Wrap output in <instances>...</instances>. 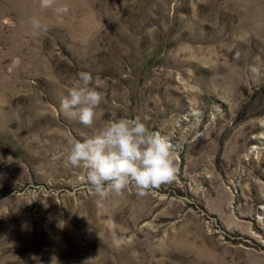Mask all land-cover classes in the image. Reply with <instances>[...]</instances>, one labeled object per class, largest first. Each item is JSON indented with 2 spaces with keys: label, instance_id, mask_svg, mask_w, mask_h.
I'll return each instance as SVG.
<instances>
[{
  "label": "rangeland",
  "instance_id": "rangeland-1",
  "mask_svg": "<svg viewBox=\"0 0 264 264\" xmlns=\"http://www.w3.org/2000/svg\"><path fill=\"white\" fill-rule=\"evenodd\" d=\"M58 5L0 0V264H264V0ZM81 71L90 127L59 108ZM116 118L167 135L176 172L98 205L57 156Z\"/></svg>",
  "mask_w": 264,
  "mask_h": 264
},
{
  "label": "clouds",
  "instance_id": "clouds-1",
  "mask_svg": "<svg viewBox=\"0 0 264 264\" xmlns=\"http://www.w3.org/2000/svg\"><path fill=\"white\" fill-rule=\"evenodd\" d=\"M54 0H39L41 9L52 7L57 21L68 12L66 5L53 7ZM34 34L47 31L36 18L29 21ZM250 82L259 73L247 70ZM100 93L92 86L91 74L81 71L60 100V111L68 119L92 126L97 118ZM174 144L162 132L149 130L140 119L108 120L93 135L74 140L58 153L66 167L79 168L83 179L98 198V205L111 195H120L133 186L138 194L173 180L176 165Z\"/></svg>",
  "mask_w": 264,
  "mask_h": 264
}]
</instances>
